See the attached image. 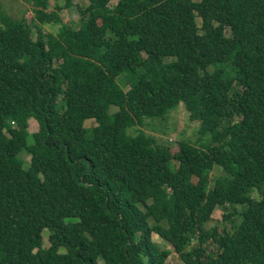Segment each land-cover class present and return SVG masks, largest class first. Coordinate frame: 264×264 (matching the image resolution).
Masks as SVG:
<instances>
[{
	"label": "trees",
	"instance_id": "1",
	"mask_svg": "<svg viewBox=\"0 0 264 264\" xmlns=\"http://www.w3.org/2000/svg\"><path fill=\"white\" fill-rule=\"evenodd\" d=\"M25 1L35 38L0 7V264H166L154 233L184 264H264V0ZM179 103L197 143L172 151L144 126Z\"/></svg>",
	"mask_w": 264,
	"mask_h": 264
},
{
	"label": "rangeland",
	"instance_id": "2",
	"mask_svg": "<svg viewBox=\"0 0 264 264\" xmlns=\"http://www.w3.org/2000/svg\"><path fill=\"white\" fill-rule=\"evenodd\" d=\"M116 0H111V4H113ZM65 0H49L50 8L53 7L55 3L62 4ZM74 5H78L84 7L87 4L86 0H73ZM0 7L5 13L14 19H19L24 17L31 26V37L35 38V25L37 22L35 19L31 20V7L25 0H0ZM60 15L64 22L70 23L73 25H79V11L74 7L71 9H62L60 11ZM45 30L55 32L57 29V25H44ZM225 33L228 35L229 31L226 30ZM229 74H232V70L230 68L226 69ZM123 75H119L117 81L121 84V77ZM123 81V79H122ZM116 109V106H109V113H113ZM12 124V122H10ZM94 124L93 120H85L84 126L89 127ZM196 126L197 123L191 121L188 118V114L184 108L182 103H179V106L169 111L166 115V118H153L145 121L144 129L146 132L154 134L160 140H164L167 145H170L172 151L177 150V142L181 140H189L190 142H196ZM37 130V123L35 120L29 119L27 126V137L26 141L29 143L31 141L30 132ZM204 139V138H203ZM207 141V140H206ZM197 143V142H196ZM18 159L22 160L21 167L22 169L27 168L28 156L21 153L17 156ZM174 165V163H173ZM220 174V170L218 168H213L209 174V177H217ZM254 196H256L253 193ZM241 206L236 205V213L233 215V221H238L240 218L239 211L241 210ZM216 226L218 229L226 228L229 231L233 230L232 221L223 216V210L220 207H216L211 211V217L209 221L206 223V227ZM153 243L160 248H166L170 251V254L166 260V264H184L177 253L172 250V247L164 241L157 234H152ZM49 245L48 241V232L44 230L42 232V246L46 247Z\"/></svg>",
	"mask_w": 264,
	"mask_h": 264
}]
</instances>
